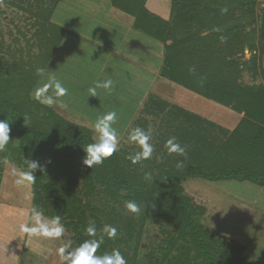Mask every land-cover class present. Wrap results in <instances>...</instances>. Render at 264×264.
I'll list each match as a JSON object with an SVG mask.
<instances>
[{"label": "trees", "instance_id": "obj_1", "mask_svg": "<svg viewBox=\"0 0 264 264\" xmlns=\"http://www.w3.org/2000/svg\"><path fill=\"white\" fill-rule=\"evenodd\" d=\"M21 1L0 0V19L4 8L21 16L22 28H15L24 43L14 37L5 47L0 40V120L10 127V140L0 149V187L7 163L20 171L27 168L25 160L38 161L31 208L46 217L59 215L71 248L91 238L85 233L89 223H95L97 238L108 224L117 236H105L96 254L119 249L127 264H244L246 247L207 231L199 220L202 211L184 196L182 184L199 178L264 188V70L257 87L242 80L253 62L244 60V50L253 54L264 43V1L169 0L165 20L147 10V0H110L132 18L135 32L161 45L162 80L231 110L239 121L223 130L148 94L134 125L154 129L153 157L133 164L127 157L138 149L127 145L92 168L82 160L93 132L31 95L40 79L36 69L48 67L68 33L52 21L60 0H26L25 7ZM171 137L186 146V156L168 154L164 145ZM145 172L153 181L144 179ZM127 200L140 211H128Z\"/></svg>", "mask_w": 264, "mask_h": 264}, {"label": "rangeland", "instance_id": "obj_2", "mask_svg": "<svg viewBox=\"0 0 264 264\" xmlns=\"http://www.w3.org/2000/svg\"><path fill=\"white\" fill-rule=\"evenodd\" d=\"M263 1L264 0H260L259 2L262 3ZM13 2H17V0H13ZM152 3H157L160 6V9L165 10L166 7L168 8L169 0H147V10L153 14H157L151 8ZM21 4L24 7L28 5L26 0H22ZM108 8H110V5L107 0H61L56 9L57 14L54 16V20L52 19L53 22L64 23L62 26L68 30L69 40L73 36L77 39L76 41L80 47L78 48L77 46L76 51H82V54H79V56L82 55L84 60L86 59L85 57L89 59H87L88 62H85L87 64L84 65L85 67H89L88 70L85 69L87 77L91 75V73H93V75L97 74L96 70L98 69L99 58L95 57L94 50L97 49L94 44L95 41L90 39L91 43L88 41L89 45L84 43L85 34L83 35V32H85V28L88 26L92 29L98 24H82L80 23V18H84L77 16H80L83 12L88 10L103 16V12ZM4 10L6 14L0 19V40H3L5 47H8L9 44L13 43L14 37H19L21 43L24 45L22 42L23 39L17 33L15 28L16 25L21 27L22 22L21 20L19 21L21 16L12 8H4ZM112 13L124 20H130V17L115 9L112 10ZM71 15L72 17H70ZM99 18L102 19L101 17ZM94 19H96V17ZM97 21L99 20L97 19ZM113 22L115 27H117L116 23H118V21L113 20ZM79 27L82 28L80 32L78 31ZM118 27L121 28L122 26L118 25ZM118 27L115 28L116 31L119 29ZM253 27L254 30H257V28H259V23L257 22ZM9 31H11V37L8 34ZM205 32L202 34H206ZM257 46L256 52L253 54L247 49L244 50V60L249 61L250 59H253V62H251L250 65L251 70L247 71L246 68L242 75V80L246 85L256 87L263 83L259 71L264 70V43ZM131 52H133V55L136 54L137 59L145 60L147 58L144 54L140 55L137 50L132 49ZM63 55L66 54L64 53ZM252 56L253 58H251ZM144 60H142V63ZM104 77H107V75L104 74ZM167 84L173 88L170 92H173L174 96L170 104L174 103L188 110L192 114L214 123L223 130L230 131L235 128L238 123L239 119L237 115L231 110L195 95L182 87L171 83ZM112 91H114V88ZM100 95L103 99L105 94L100 91ZM161 97L169 99L165 94H162ZM104 99H106V97H104ZM63 107L64 106L57 104L52 108L64 119L83 125L93 132L92 125L96 118L101 115L100 113H92L87 119L81 116L80 119L79 113L78 115L76 114L78 117L71 116ZM139 113L138 110L134 114L126 113L124 116L119 115L114 127L117 128L118 136L121 141V148L127 145H132L127 142V134L131 128L136 127V124L134 125V123L137 118L141 117V114ZM151 143L153 144V142ZM18 172L19 170L12 163H7L4 166L0 187V209L7 208V212L12 211L13 219L22 218L25 220H22V222L25 223L27 222L26 220L29 219V212L31 210V186L30 182L26 184L16 183ZM182 188L184 196L188 198L193 208L202 211L199 220L207 231L216 237H222L244 247H246V243L251 241L255 236L256 243L247 248V250L250 249L247 254L245 251L243 253L244 264H264V224L263 226L261 225L262 227L255 230V224H260L261 210L262 207H264V188L253 185L249 182H238L235 180L208 182L199 178L186 181L182 184ZM3 232L5 233V230L0 228V233ZM152 236L154 237L153 232L150 236L145 238V243H148L152 239L150 238ZM67 237V234L64 232V235L59 240L42 237L37 239H42L47 242L46 244H50L51 247L48 252L51 254L52 258H55L53 259L55 261L52 264H65V262L61 261L58 256L57 250L64 244H70ZM68 250L70 251L71 247H69ZM26 259L30 261L28 264H40V261L45 260V258L40 257V255L36 256V254L31 253H26L24 260ZM41 263H43V261Z\"/></svg>", "mask_w": 264, "mask_h": 264}, {"label": "crops", "instance_id": "obj_3", "mask_svg": "<svg viewBox=\"0 0 264 264\" xmlns=\"http://www.w3.org/2000/svg\"><path fill=\"white\" fill-rule=\"evenodd\" d=\"M107 1L110 8L103 12V16L95 14L90 10L77 16L84 18H80V23L82 24H98L92 29L88 26L85 28V32H83V35L85 34L84 43L89 45L90 39L95 41L94 44L97 47L94 50L95 57L99 58L98 69L96 70L97 74L93 75L91 73L87 77L85 69L88 70L89 67H85L84 65L87 64L85 62H88V58L85 57L86 59L84 60L82 55L79 56V54H82V51L77 52L76 48L77 46L79 48L80 45L74 36L69 40L68 33L46 68L53 71L52 74L60 78L68 89L67 96L61 98L64 104L67 105L63 108L71 116L78 117L79 113L80 119L81 116L87 119L92 113L102 114V111L103 113L115 111L118 117L119 115L124 116L126 113L134 114L136 111H140L142 101L148 94H155L159 97L165 94L169 99L161 98L168 102H171L174 96L173 92H170L173 88L167 84L170 82L162 80L158 74L162 59L161 45L135 32L132 29V18L130 16L123 13L130 17V20H124L114 15L112 10H119L111 5L110 0ZM151 8L157 13L156 15L165 20L170 16V2L168 8L166 7L165 10L160 9L157 3H152ZM56 14L57 11L55 10L53 20ZM95 17L96 19H94ZM113 20L118 21L116 23L117 27L118 25L122 26L121 28L118 27L120 30L116 31L115 28L117 27H115ZM72 21L75 22L74 20ZM55 23H60L61 25L58 24L60 26L64 24L62 22ZM80 30H82L81 27L78 28L79 32ZM132 49L137 50L140 55L144 54L147 58L145 60L137 59L136 54H132ZM64 53L66 55H63ZM142 60H144L143 63ZM104 74L107 77H104ZM106 78H111L114 81V91H112L113 88L110 91L98 89L97 97L89 96L87 88L94 86L97 80ZM100 91L105 94L104 97L106 99L104 97L102 99ZM237 117L239 119L238 115ZM260 217V224H255V230L264 224V207H262ZM22 220L24 219H13L12 211L7 212V208L0 209V228L5 230V233H0V264H28L30 261L24 260L26 253L36 254V256L40 255V257L45 258V260H42L43 263L40 261V264H52L55 258H52L48 252L51 247L50 244H46L47 242L42 239L37 240L39 237H32L22 232L19 228V225L24 223ZM28 220L26 221L28 222ZM255 243L256 239L254 236L251 241L246 243V254L250 250H247V248L253 246Z\"/></svg>", "mask_w": 264, "mask_h": 264}, {"label": "clouds", "instance_id": "obj_4", "mask_svg": "<svg viewBox=\"0 0 264 264\" xmlns=\"http://www.w3.org/2000/svg\"><path fill=\"white\" fill-rule=\"evenodd\" d=\"M222 12H227V9H222ZM194 72L195 69H189ZM53 71L45 68H37L36 73L40 77L37 86L32 91V98L41 105L53 107L60 104L64 107L62 97L67 96L68 89L64 86V82ZM114 87V81L111 78L97 80L94 86L87 88L89 96L97 97L98 89L110 91ZM118 120L115 111H107L99 115L92 125L94 139L92 143L87 144L83 150L85 156L82 163L87 167L92 168L94 165L103 164L104 161L117 153L121 148L120 137L118 136L117 128L114 127ZM153 128L143 129L141 127H133L127 134V142L135 145L138 150L128 155V159L133 164L142 163L144 160H149L153 157L154 146L151 143L153 138ZM9 122L0 120V149H3L10 140ZM165 148L168 154L176 153L180 156H186V146H182L176 142L175 137H171L165 141ZM27 168L22 169L17 174V184H26L35 180L34 172L40 165L35 160H25ZM182 162H178L181 166ZM146 181H153L152 174L144 173ZM125 208L132 212L138 213L140 206L132 200L124 202ZM19 228L22 232L33 236L47 239L59 240L65 232L64 224L59 215L46 217L40 209L33 206L29 213L27 223H21ZM101 235L97 238L98 229L95 223H89L85 228V233L90 239L84 240L78 246L71 248L70 244H64L59 247L57 254L61 261L65 264H127L125 257L119 249H113L111 252H105L97 255V250L104 241V237L114 239L117 236V228L105 224L99 230Z\"/></svg>", "mask_w": 264, "mask_h": 264}]
</instances>
